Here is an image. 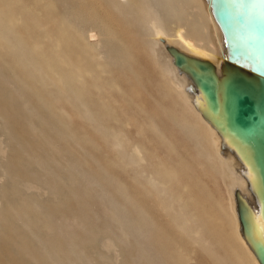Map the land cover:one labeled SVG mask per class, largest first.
<instances>
[{"label":"rangeland","instance_id":"374dc122","mask_svg":"<svg viewBox=\"0 0 264 264\" xmlns=\"http://www.w3.org/2000/svg\"><path fill=\"white\" fill-rule=\"evenodd\" d=\"M12 1L15 7L13 2L9 4L12 8L2 3L0 7H8V15L23 21L16 28L18 38H25L29 32L37 37L45 31L55 33L59 21L69 22L72 31L96 49L97 63H104L108 70L84 79L85 87L91 81L111 80L117 89L88 94L81 88V101L77 102L65 92L57 95L58 89L48 80L33 90L21 83L10 65L11 58L1 55L0 264H176L167 262L164 256L168 255L155 243V236L167 235L168 228L163 215L140 191L139 182L148 177L149 168L135 164L134 144L142 151L146 149L151 162L167 153L170 169L183 172L182 176L191 174V184L198 180L208 193L205 201L210 206L214 208L216 200L222 203L225 222L231 229L232 185L227 174L201 148L190 125H180L185 122L177 106L182 88L171 82L160 83L161 69L146 59L143 49L150 39L149 15L145 13L153 11L169 38L174 35V14L160 0L138 4L132 0ZM35 10L41 16L38 28L36 21L32 22ZM113 13L137 33L129 41L135 47L130 51L133 61L113 37L118 29L110 21ZM23 44L30 49L28 42ZM68 61L73 59L68 56ZM104 98L118 101L117 121L121 113L139 121L149 118L163 134L153 140L146 134L137 135L135 126L128 124L124 128L126 144H112L105 134L119 126L99 115ZM58 110L63 111L61 115ZM153 146L159 158L151 157ZM189 209L198 212L193 205ZM193 248L190 258L180 264H209L208 256ZM228 258L227 264H238Z\"/></svg>","mask_w":264,"mask_h":264},{"label":"bare ground","instance_id":"6f19581e","mask_svg":"<svg viewBox=\"0 0 264 264\" xmlns=\"http://www.w3.org/2000/svg\"><path fill=\"white\" fill-rule=\"evenodd\" d=\"M23 1L25 2V0ZM132 1L137 4L143 3L142 0ZM158 1L159 0L156 2ZM160 1L164 4H162L163 6L174 14L172 16V14L169 13V16L176 17L174 19V28L171 30L174 32L172 36L174 39L171 37L174 41L168 37L169 35L167 36L168 33H166L162 24L157 19L158 17L156 18L152 13L153 11L147 12L148 10H145L147 12L145 15H149L147 17H149L148 36L150 39L146 48H142L146 52V59L148 61L150 60L152 64L161 69V74L163 76L158 75V78L162 80L160 83H166V85L174 83L182 88V93L180 97L178 96L179 100L177 106L185 122L183 121L184 123L180 125H190L192 132L196 133V138L201 148L211 154L216 161L215 166H218L227 174L230 185H232V206L231 209H229L228 215L232 227L229 229L228 223L225 222L226 215L224 216V208L220 201L216 200L214 202V208L205 201L208 193L205 191V187H200L198 180L194 184L192 183L194 189H191V179H194L191 174L189 175L187 172V174L182 176L183 172L182 174H178L173 170L174 168H169L171 157L167 153L163 154L164 156H160L161 159L157 162H151L147 156L148 153L146 149L142 151L139 145L134 144L131 149L136 152L135 164L138 162L140 165L143 164L145 167L149 168L148 177L139 182L140 191L144 199H150V202L154 204V210L160 215H163L164 222L168 228L167 235L164 233L160 236L158 235L159 240L157 239L158 236H155V243L160 246L162 252L165 251L168 255L164 256L167 262L169 261L176 264L187 261L190 258V253L195 251L193 247H197V249L208 256L210 260L209 264H227L229 256L230 259H234L238 264H259L253 250L241 233L236 201L234 198V190L238 189L246 198L253 202V197L240 172V169L243 168L244 165L241 164L234 150L231 151L228 147H222L224 139L221 134H219L210 122L205 120L193 103L194 95L187 89L190 84H192L191 80L174 66L172 57L165 49L167 45L175 46L186 54L210 60L215 64L217 69H219V66L223 62L226 48L222 32L212 14L210 0ZM10 2L13 1L0 0V3L5 6L8 4V6H10L9 8H12L11 5L15 7L14 5H16V3L13 2L15 4H11ZM7 8L0 7V58L1 55L11 58L12 64L10 65L20 75V81L25 87L33 90L39 89V82H46L48 80L52 82V85L55 86L54 88L58 89V91H56L57 95L65 92L67 98L70 97L76 102L78 100L81 101L82 92L84 90L88 94H92L94 91H102L103 89H117V85L111 80H103L101 82L91 81L85 87L83 82L84 79L92 77L99 71L105 72L108 70L103 66L105 65L104 63L102 65H100L101 62H99L100 64L97 63L91 43L85 42V38L83 39L82 36L79 35L80 33L77 34L75 31H72L74 28L71 29V26L68 25L69 22L64 20L59 21L58 29H56L55 33H48L45 31L41 37H37L29 32V34L22 39L21 37L18 38L16 28L18 24L23 21L20 17H16V15H8L9 9L7 10ZM160 9L162 8L160 7ZM36 10V15L34 14L35 16L32 20V22L36 21L35 23H37L41 17L38 15L40 13H37ZM141 11L144 12V9ZM45 16L50 15L45 14ZM166 16H168V13ZM110 21L114 24L113 27L118 28L116 35L113 33L114 39L120 43L122 52L126 57L130 61H133V51H130L132 50L131 48L134 50L135 47L131 46L129 41L130 38H133L137 33L130 31L122 19L114 13ZM146 23L147 20L145 21V24ZM35 26L38 28V26L41 25L37 23ZM26 42H28L27 45L30 49L24 47L23 43ZM137 42H139V40ZM62 43H64V45ZM70 43L74 45H70ZM12 50H14L15 53H13ZM94 52H96V49ZM68 56L71 57L73 61L67 62ZM99 57L100 56L97 58ZM164 77L168 79H163ZM43 84L41 83V85ZM81 88H83V91H80ZM117 104L118 101L112 98H104L103 101L100 102L99 109V115H101L105 121L118 123L119 129H110L108 130L109 132L105 134V139L111 141L112 144L121 145V143L124 142V144H126L124 128L128 124H133L135 126L134 128L137 135L146 134L147 137L150 136L153 140L158 139V137L163 134L154 126L155 124L152 125L150 123L151 120L149 118H141L142 121H139V119H136L133 115L129 117L125 113H121L117 121L115 118ZM121 106L120 108L122 109ZM58 111L60 115L63 112L62 110ZM88 119L91 121L90 117ZM187 132L188 131H186V133ZM97 137L106 141L100 135ZM85 143L87 142L85 141ZM210 143L212 144V148H209ZM151 149H153V151L151 150V157L159 158L156 147L153 146ZM159 150L161 149L159 148ZM177 159L176 161L179 162L180 160L178 161ZM131 163L133 164L132 161ZM165 163L166 166L164 167ZM249 176L253 177V174L249 173ZM189 205L197 207L198 212L193 213L192 210L189 209ZM137 215L138 214H136V216ZM257 219L262 224L260 216H258ZM219 249L223 250L224 254H221ZM214 258L224 261L217 263V260Z\"/></svg>","mask_w":264,"mask_h":264},{"label":"water","instance_id":"95a60500","mask_svg":"<svg viewBox=\"0 0 264 264\" xmlns=\"http://www.w3.org/2000/svg\"><path fill=\"white\" fill-rule=\"evenodd\" d=\"M210 6L226 48L219 69L175 46L165 49L191 80L193 103L221 134L222 147L234 150L244 165L240 172L253 202L234 190L237 216L243 237L264 264V0H210Z\"/></svg>","mask_w":264,"mask_h":264}]
</instances>
